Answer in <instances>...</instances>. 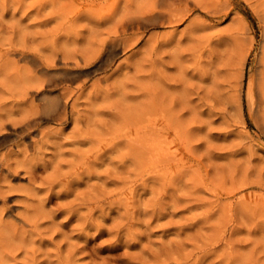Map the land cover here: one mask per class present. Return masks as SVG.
Instances as JSON below:
<instances>
[{
	"label": "rangeland",
	"instance_id": "1",
	"mask_svg": "<svg viewBox=\"0 0 264 264\" xmlns=\"http://www.w3.org/2000/svg\"><path fill=\"white\" fill-rule=\"evenodd\" d=\"M0 264H264V0H0Z\"/></svg>",
	"mask_w": 264,
	"mask_h": 264
}]
</instances>
